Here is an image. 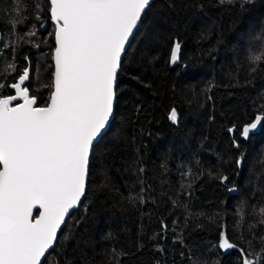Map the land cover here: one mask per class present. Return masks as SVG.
Returning <instances> with one entry per match:
<instances>
[{"label":"trees","instance_id":"obj_1","mask_svg":"<svg viewBox=\"0 0 264 264\" xmlns=\"http://www.w3.org/2000/svg\"><path fill=\"white\" fill-rule=\"evenodd\" d=\"M46 7L47 0H0V96L13 94L27 56L38 67L30 94L47 101L40 85L52 73L54 29ZM173 41L182 45L176 65ZM257 114H264V0H155L123 60L86 197L43 264H240L237 250L217 247L220 226L249 249L242 238L264 231V126L248 140L237 135L240 148L228 128Z\"/></svg>","mask_w":264,"mask_h":264},{"label":"snow or ice","instance_id":"obj_2","mask_svg":"<svg viewBox=\"0 0 264 264\" xmlns=\"http://www.w3.org/2000/svg\"><path fill=\"white\" fill-rule=\"evenodd\" d=\"M247 2L251 0H241ZM150 4L151 0H47L54 29L48 65L52 73L40 85L49 89L47 101L38 104L36 95L30 94L26 82L38 78V67L34 72L27 56L26 66L10 84L14 93L0 96V264H42L70 210L81 204L94 142L114 119L122 57ZM181 50V43L173 41L172 65L180 60ZM259 59L251 57L253 62ZM169 119L173 124L178 121L175 108ZM262 122L264 114H257L239 128L229 127L233 147L240 148L237 135L248 139L253 130L264 126ZM242 163L243 155L236 166ZM219 178L230 183L227 175ZM37 208L40 211L34 215ZM220 228L219 249L237 250L240 264L264 262V231L242 238L254 245L249 249L232 238L224 225ZM168 230L162 222L161 238Z\"/></svg>","mask_w":264,"mask_h":264},{"label":"water","instance_id":"obj_3","mask_svg":"<svg viewBox=\"0 0 264 264\" xmlns=\"http://www.w3.org/2000/svg\"><path fill=\"white\" fill-rule=\"evenodd\" d=\"M154 1H155V0H151L150 7H151L152 4L154 3ZM150 7H149V9H150ZM149 9H146V13L148 12ZM145 15H146V14H145ZM145 15H144V16H145ZM144 16H142V20H143ZM140 26H141V25L138 26V29L140 28ZM45 30H46V27L43 28V31H45ZM137 31H138V30H134V37H135ZM134 37H133V38H130V45H131V43H132ZM0 39H1V36H0ZM129 48H130V47L126 46V52H125L124 56L122 57V63H123V60H124V58H125V55H126L127 51L129 50ZM119 74H120V73H119ZM119 74H118V75H119ZM28 82H29V81H27L26 84H28ZM11 90L14 92V89H11ZM116 101H117V99H116ZM18 102H19V101H16V102H14V103H18ZM115 106H116V103H115V105H114V112H115ZM112 121H113V119L110 118L109 125H107L106 128H105V130H103V132H102V137H103V135L108 131V129H109V127H110ZM248 139H249V138H248ZM248 139H246V140H248ZM97 140H98V142H94V148H95V146L100 142L101 138L98 137ZM94 148H93V150H94ZM92 154H93V151H92ZM92 154H91V156H90V162H91ZM87 186H88V183H87ZM87 186H86L85 197H86V193H87ZM231 193H235V191H232ZM85 197L82 198V200H81V204H80L77 208L70 210V212H69V216L66 218L65 224L62 225L61 230L58 232V238H59V236H60V234H61L63 228L65 227L67 221H68V220L72 217V215H73V214H74V213H75V212L81 207V205H82V203H83ZM39 211H40V209H38V208H37L36 210H34V215H37V213H39ZM58 238H57V241H58ZM56 243H57V242H56ZM55 246H56V244L54 245V247H55ZM54 247H53L52 249L49 250V253H51V251L54 249ZM49 253H46V257H47V255H48ZM46 257H45V258H46ZM45 258L42 259V264H43Z\"/></svg>","mask_w":264,"mask_h":264},{"label":"flooded vegetation","instance_id":"obj_4","mask_svg":"<svg viewBox=\"0 0 264 264\" xmlns=\"http://www.w3.org/2000/svg\"><path fill=\"white\" fill-rule=\"evenodd\" d=\"M14 93V92H13Z\"/></svg>","mask_w":264,"mask_h":264}]
</instances>
